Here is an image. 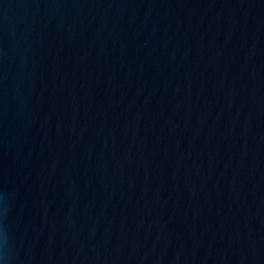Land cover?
<instances>
[{
  "label": "water",
  "instance_id": "95a60500",
  "mask_svg": "<svg viewBox=\"0 0 264 264\" xmlns=\"http://www.w3.org/2000/svg\"><path fill=\"white\" fill-rule=\"evenodd\" d=\"M0 264H264V0H0Z\"/></svg>",
  "mask_w": 264,
  "mask_h": 264
}]
</instances>
